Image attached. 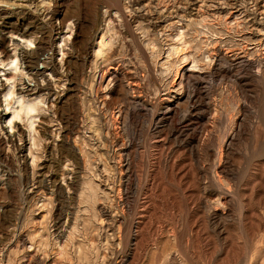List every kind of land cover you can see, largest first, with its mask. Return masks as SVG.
I'll list each match as a JSON object with an SVG mask.
<instances>
[{
  "label": "rangeland",
  "instance_id": "rangeland-1",
  "mask_svg": "<svg viewBox=\"0 0 264 264\" xmlns=\"http://www.w3.org/2000/svg\"><path fill=\"white\" fill-rule=\"evenodd\" d=\"M0 264H264V0H0Z\"/></svg>",
  "mask_w": 264,
  "mask_h": 264
},
{
  "label": "bare ground",
  "instance_id": "bare-ground-1",
  "mask_svg": "<svg viewBox=\"0 0 264 264\" xmlns=\"http://www.w3.org/2000/svg\"><path fill=\"white\" fill-rule=\"evenodd\" d=\"M33 33V32H32ZM58 34V33H57ZM23 40H25V42H26V44L27 45H30L31 44V42H32V40H29V39H24V38H22ZM104 40H102L101 41V43H100V45L101 46H103V47H105L106 45L104 44L105 43V41L103 42ZM99 50V53L101 52V48L100 49H98ZM96 52H98V51H96ZM10 53V52H9ZM97 54V53H96ZM101 54V53H100ZM97 55H99V54H97ZM7 59L8 60H10V62H14L15 60H18L19 59V57H18V55H15V54H13V53H10V55L7 57ZM35 73V72H34ZM42 75V74H41ZM8 95H9V93H8ZM21 110L22 111H24V112H26V113H28L29 111H31V109L30 108H26V107H24V106H22L21 107ZM59 162V161H58Z\"/></svg>",
  "mask_w": 264,
  "mask_h": 264
}]
</instances>
